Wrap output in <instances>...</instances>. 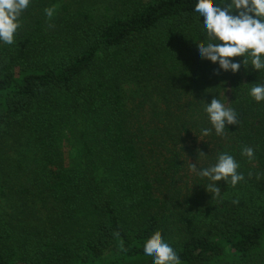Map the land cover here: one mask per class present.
Returning a JSON list of instances; mask_svg holds the SVG:
<instances>
[{
  "label": "trees",
  "instance_id": "obj_1",
  "mask_svg": "<svg viewBox=\"0 0 264 264\" xmlns=\"http://www.w3.org/2000/svg\"><path fill=\"white\" fill-rule=\"evenodd\" d=\"M69 2L31 0L0 44V264H150L155 232L180 264H264V73L197 58L196 0ZM213 95L239 124L201 140ZM219 151L244 179L216 196L188 162Z\"/></svg>",
  "mask_w": 264,
  "mask_h": 264
},
{
  "label": "clouds",
  "instance_id": "obj_2",
  "mask_svg": "<svg viewBox=\"0 0 264 264\" xmlns=\"http://www.w3.org/2000/svg\"><path fill=\"white\" fill-rule=\"evenodd\" d=\"M30 3L31 0H0V44L15 43L21 14ZM44 13L51 19L55 6L46 7ZM193 13L204 38V42L196 44L197 58L216 65L215 75L229 71L235 74L241 67L245 73L250 70L257 71L258 75L264 73V0H221V3L196 0ZM246 92L253 102L264 103V81L252 83ZM202 112L209 126L200 128L198 139L213 133L223 137L226 128L239 124L237 110L226 106L215 95L210 101L203 100ZM198 152V157L206 154ZM240 155L252 160L254 149L244 145ZM198 157L195 163L188 162V170L205 181V189L216 196L220 195L218 182L235 187L244 179L243 173L238 171L240 162L229 151L217 152L207 166L198 167ZM142 252L150 264H180L177 251L160 232L144 241Z\"/></svg>",
  "mask_w": 264,
  "mask_h": 264
},
{
  "label": "rangeland",
  "instance_id": "obj_3",
  "mask_svg": "<svg viewBox=\"0 0 264 264\" xmlns=\"http://www.w3.org/2000/svg\"><path fill=\"white\" fill-rule=\"evenodd\" d=\"M78 1L80 0H70L69 4L72 5V7L74 8L75 6L78 5ZM87 264H92V262H89Z\"/></svg>",
  "mask_w": 264,
  "mask_h": 264
}]
</instances>
